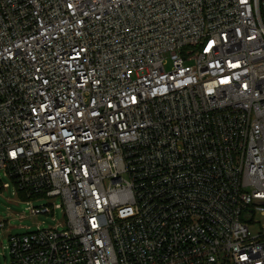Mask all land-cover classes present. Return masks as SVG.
Listing matches in <instances>:
<instances>
[{
	"label": "built area",
	"instance_id": "built-area-1",
	"mask_svg": "<svg viewBox=\"0 0 264 264\" xmlns=\"http://www.w3.org/2000/svg\"><path fill=\"white\" fill-rule=\"evenodd\" d=\"M0 170L13 264H264V0H0Z\"/></svg>",
	"mask_w": 264,
	"mask_h": 264
},
{
	"label": "rangeland",
	"instance_id": "rangeland-1",
	"mask_svg": "<svg viewBox=\"0 0 264 264\" xmlns=\"http://www.w3.org/2000/svg\"><path fill=\"white\" fill-rule=\"evenodd\" d=\"M4 183H10V187L3 188ZM54 201L60 202L61 198H57ZM50 202L45 198L42 200H34L36 205ZM53 216L57 221L47 215L32 216L28 209L27 201L23 200L21 195H18L16 185L12 178L5 174L4 170H0V221L8 220L7 231L0 233V264H13L10 250L7 247L9 245L7 238L9 234L14 235L32 232L37 229L38 225L42 227L55 225L57 222H63L65 218L62 210H56ZM256 218L264 223V217L257 215ZM258 229H260V224L251 225L252 233Z\"/></svg>",
	"mask_w": 264,
	"mask_h": 264
}]
</instances>
